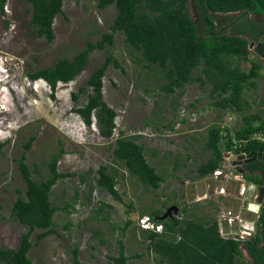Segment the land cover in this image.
I'll use <instances>...</instances> for the list:
<instances>
[{"label":"rangeland","instance_id":"1","mask_svg":"<svg viewBox=\"0 0 264 264\" xmlns=\"http://www.w3.org/2000/svg\"><path fill=\"white\" fill-rule=\"evenodd\" d=\"M62 3L63 14L54 19L51 42L36 36L26 0H7L3 11L0 9V247L16 249L28 229L15 220L12 208L17 190H25L17 160L31 136L35 139L25 163L32 177H49L48 165L60 147L63 153L57 171L69 174L53 186L50 196L53 206L59 208L53 217L55 233L41 241L36 238L40 230L31 236L28 257L33 264H73L75 247L81 264H113L109 258L117 255L119 238L126 255H142L127 264H162L156 254L147 252L141 230L152 227L148 220L152 212H165L171 206L179 208L181 222L184 218L198 222L215 219L225 237H244L247 230L255 231L259 212L252 198L258 194V185H245L244 179L223 166L220 174L203 179L197 178L196 170L211 157L205 148L211 127L218 126L225 135V128L243 125L245 115L260 114L264 120V69L256 79L257 88L243 92L244 114L222 112L212 105L208 84L192 82L181 94L179 90L170 96L161 93L165 82L159 70L144 68L140 55L128 49L117 33L112 45L106 43L103 50L89 55L79 76L58 83L52 92L44 81H33L27 74L52 67L59 59L72 60L87 42L96 43L109 33L116 14L113 6L100 10L93 0ZM189 8L199 24L194 9ZM108 55L119 61L123 72L110 64L102 79V99L117 115L112 138H103L95 121L85 125L75 109L86 104L88 77ZM240 65L241 70L249 68L248 63ZM80 88L86 93L78 94ZM71 93L78 94L75 103ZM121 133L138 137L136 142L143 145L145 156L162 178L158 189L144 187L113 163L112 150ZM101 166L118 173L121 202L97 187L96 172ZM67 205L68 213L63 209ZM127 220L130 224L121 237L119 229ZM243 256L247 259L244 252ZM245 262L239 258L236 264Z\"/></svg>","mask_w":264,"mask_h":264},{"label":"trees","instance_id":"2","mask_svg":"<svg viewBox=\"0 0 264 264\" xmlns=\"http://www.w3.org/2000/svg\"><path fill=\"white\" fill-rule=\"evenodd\" d=\"M31 5V20L36 36L47 42L53 40V22L62 12V0H26ZM97 8L105 10L113 6L116 14L109 26V33L102 34L96 43L87 42L72 60L59 59L52 67L40 69L27 76L35 80H43L52 92L58 83H69L81 74L88 63L89 55L95 50H103L105 44L112 45L114 34L124 37L125 46L138 53L144 61L143 67L149 70L158 69L165 82L160 90L165 96L173 95L179 90L181 94L185 86L192 82L200 86H210L209 95L212 105L220 111L230 110L244 114L246 102L243 92L257 88L256 79L263 68L255 60H251L248 39L243 34L254 38L253 26L258 23L248 15H259L264 26V0H93ZM7 0H0V9ZM189 5L200 19L199 24L191 17ZM139 59V61H142ZM248 63L247 70H241L240 63ZM112 64L120 69L119 61L108 55L103 64L95 68L88 77L86 104L75 109L85 125L95 121L98 134L103 138H112L115 129L116 112L102 99V79L108 66ZM86 93L84 88L78 94ZM78 94L71 93L75 103ZM175 102V101H174ZM243 125L237 129L225 128L223 135L218 126H213L207 134L205 148L211 157L197 167V178L203 179L220 168L223 150L235 154L264 151L260 140L252 138L255 133H264V120L260 114H248L242 117ZM231 132V133H230ZM35 136L23 146V153L17 160L20 175L25 183L22 193L17 190L13 204L12 216L28 229L22 234L16 249L0 247V264H33L28 257L32 248L30 241L36 230L41 233L37 240L41 241L52 230L53 217L59 210L50 201L52 188L57 182L68 177L57 171V161L63 153L62 147L49 163V177L36 180L32 177L25 163L26 152L31 148ZM138 137H126L121 133L115 140L112 150L113 163L121 165L130 176L135 177L144 187L156 190L162 182L156 167L150 164L145 156L144 147L136 141ZM235 142V143H234ZM60 143V142H59ZM61 143L59 144V146ZM3 147L0 144V149ZM251 171L260 173L246 176L254 184L264 186V163L254 161L248 164ZM95 179L97 187L109 194L114 200L121 202L117 190L119 175L107 166L97 170ZM69 211V206L63 207ZM184 211V210H183ZM163 211L152 212L149 218L154 227L161 225L162 233L156 229L141 230V237L146 243L148 253L157 255L162 264H236L243 259L246 264H264V209L256 221V232L245 241L233 237H223L219 233V225L215 219L193 221L183 219H160ZM164 213V212H163ZM127 220L119 229L121 237L128 228ZM67 229V227H66ZM181 236L175 241V234ZM97 234V233H96ZM171 235V238L170 236ZM250 260L243 256V251ZM79 250H72L73 264H81L78 259ZM141 254L126 255V248L121 238L117 240V255L109 259L113 264H127L132 259L141 258Z\"/></svg>","mask_w":264,"mask_h":264},{"label":"flooded vegetation","instance_id":"3","mask_svg":"<svg viewBox=\"0 0 264 264\" xmlns=\"http://www.w3.org/2000/svg\"><path fill=\"white\" fill-rule=\"evenodd\" d=\"M248 18H252L253 20H255L257 23H258V26L255 27L253 26V32H254V38L250 37L249 34H243V37L247 38L248 39V45L252 42L254 45H253V48L251 50H248L249 51V55L251 56V59L255 60L256 62L260 63V65L263 67L261 70H260V73L262 72V70L264 69V47H258L259 45H264V44H261V39L264 38V26H263V19L262 17H260L259 15H248ZM249 154H253V153H247V154H243L242 156H246V155H249ZM229 155H234L235 156V159L234 161H231V162H227L228 166L226 167L224 164L226 163V161H223V159H221L223 162H222V165L223 167H226L225 169L226 170H229L230 172H234L235 174H237L241 179H244V184L245 185H250V187H254V183L248 179H246V176H251V175H255V174H259V172L257 171H251L247 168L248 164H245L242 161L238 160L237 159V156L241 155V154H234V153H231ZM233 162H238V163H235L234 165L232 164ZM253 163V162H252ZM236 167H239V169L241 170V172H238L235 170ZM222 193V192H221ZM253 201L256 203V208L259 212V214L261 213V211L264 209V195L262 197V201L260 203H257L256 202V199H257V196L255 195L254 198H252ZM179 211V210H178ZM178 211L176 213H174L173 215H175V217H171L173 220L176 219L178 221H180V217H178ZM182 212V211H181ZM179 212V213H181ZM258 214V216H259ZM258 218V217H257ZM255 225V223H254ZM256 227V226H255ZM257 230V229H256ZM256 230L254 231V228L253 230L251 229V232L250 233H246L244 238L241 237V235H237L235 238L237 240H246L248 239L249 237L253 236V234L256 232ZM241 232H244V230L241 228ZM175 237V241L176 242H179L182 238L181 236L177 233L174 235ZM241 241V242H242ZM241 250L243 251V247L241 246ZM245 254L248 256V259L250 260L249 258V255L246 253V251H244Z\"/></svg>","mask_w":264,"mask_h":264},{"label":"water","instance_id":"4","mask_svg":"<svg viewBox=\"0 0 264 264\" xmlns=\"http://www.w3.org/2000/svg\"><path fill=\"white\" fill-rule=\"evenodd\" d=\"M261 44H264V38L261 39ZM253 45L254 44L251 42L248 45V49L251 50L253 48ZM258 47H264V45H259ZM223 156H224V158H227L228 161H230V162L234 161V159H235L234 155L229 156V154H224ZM237 159L240 160V161L243 160V162L245 164L252 163L254 161H260V162L264 163V153L259 151L257 154H249L247 156L239 155V156H237ZM235 163H238V162H233L232 164L234 165ZM224 165L227 167L228 166L227 162ZM235 170L238 171V172H241L239 167H236ZM263 195H264V187H259L258 188L257 199H256L257 203H260L262 201ZM172 211L174 213H176L178 211V208L176 206L170 207L167 210V212L162 217H160V219L167 218L171 214Z\"/></svg>","mask_w":264,"mask_h":264},{"label":"clouds","instance_id":"5","mask_svg":"<svg viewBox=\"0 0 264 264\" xmlns=\"http://www.w3.org/2000/svg\"><path fill=\"white\" fill-rule=\"evenodd\" d=\"M247 49H248V47H247ZM249 50V49H248ZM249 59H251V56H250V58ZM251 60H253V59H251ZM39 80H41V79H39ZM36 81V80H35ZM43 81V80H42ZM46 83V82H45ZM261 137H264V133H255V134H253V136H252V138L253 139H255V140H260V138ZM261 142V141H260ZM235 143V142H234ZM261 144L263 145V148H264V144L261 142ZM224 153H223V155L224 154H231V152H228V151H223ZM262 153H264V151H261ZM235 154V153H234ZM244 153H241V155H243ZM229 156H231V155H229ZM247 156V155H246ZM222 159H223V161H226V162H230V161H228V159L227 158H224V156H222ZM222 160H221V166L220 167H222L223 165H222V162H223ZM220 168L219 169H217L214 173H213V175L215 174V175H218V174H220ZM259 187H264V186H259L258 185V188ZM222 194V193H221ZM257 196V195H256ZM256 206V205H255ZM171 207H173V206H171ZM170 208V207H169ZM169 208H167L166 209V211L164 212V214L167 212V210L169 209ZM178 208V207H177ZM178 210H179V208H178ZM163 214V215H164ZM173 214H174V212L172 211L171 212V214L167 217V218H171L172 216H173ZM162 215V216H163ZM161 216V217H162ZM174 217V216H173ZM172 217V218H173ZM171 218V219H172ZM148 220H149V218H148ZM257 221V220H256ZM256 221H255V226H256ZM151 223H152V227H150V228H142L143 230H146V229H156V231L158 232V233H162V231H163V227L161 226V225H158V226H156V227H154V225H153V222H151V221H149V224L151 225ZM159 228V229H158ZM244 230V229H243ZM253 230V229H252ZM244 232H245V230H244ZM251 232V229H249V230H247V232L246 233H250ZM219 233H220V227H219ZM245 233V234H246ZM245 234H244V237H246L245 236ZM220 235H221V233H220ZM222 236V235H221ZM223 237H225V236H223ZM228 237H231V236H228ZM242 237V236H241ZM244 237H242V238H244ZM233 238H235V237H233ZM250 238V237H249ZM242 241V240H241ZM243 241H245V240H243ZM243 252H244V250H243ZM245 253V252H244ZM247 260H249L248 259V256H247ZM252 264V263H251Z\"/></svg>","mask_w":264,"mask_h":264},{"label":"built area","instance_id":"6","mask_svg":"<svg viewBox=\"0 0 264 264\" xmlns=\"http://www.w3.org/2000/svg\"><path fill=\"white\" fill-rule=\"evenodd\" d=\"M260 141L264 144V137H261Z\"/></svg>","mask_w":264,"mask_h":264}]
</instances>
